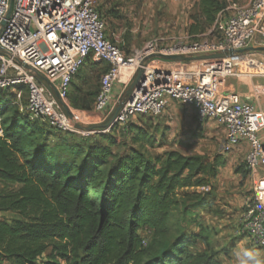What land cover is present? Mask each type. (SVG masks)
Instances as JSON below:
<instances>
[{"label":"trees","instance_id":"trees-1","mask_svg":"<svg viewBox=\"0 0 264 264\" xmlns=\"http://www.w3.org/2000/svg\"><path fill=\"white\" fill-rule=\"evenodd\" d=\"M195 2L191 37L211 28L224 9L223 0ZM105 35L114 40L106 22ZM46 126L0 90V211L18 215L0 220V264H35L44 254L42 264H223L207 225L194 221L196 230L186 233L176 222L172 229L174 212L183 220L193 206L214 199L207 198L226 166L223 153L148 156L142 146H152L154 134L132 121L124 133L88 136ZM115 133L132 144L123 154L113 150ZM197 241L202 250L191 249Z\"/></svg>","mask_w":264,"mask_h":264},{"label":"built area","instance_id":"built-area-1","mask_svg":"<svg viewBox=\"0 0 264 264\" xmlns=\"http://www.w3.org/2000/svg\"><path fill=\"white\" fill-rule=\"evenodd\" d=\"M8 8L9 0H0V90L12 94L20 111L30 120L79 136L109 133L113 128L124 133L134 117L158 116L169 101L190 108L197 123L213 121L223 129L222 153L247 145L243 163L255 180L242 201L235 233L244 234L250 246L264 249V145L258 134L262 114L249 102L232 101L217 87V81L227 76L264 78V59L255 57L264 51L246 50L264 47V0L220 11L212 25L216 38L196 35L173 45L150 39L129 54L106 37L95 0H13L5 18ZM219 52L227 56L197 60L192 70L160 63V55ZM88 60L107 65L94 99L95 122L66 101L73 78ZM242 61L257 71L236 70ZM139 71L144 78L139 88H133L123 103L113 102V87L127 89ZM188 74L191 82L184 79Z\"/></svg>","mask_w":264,"mask_h":264},{"label":"rangeland","instance_id":"rangeland-1","mask_svg":"<svg viewBox=\"0 0 264 264\" xmlns=\"http://www.w3.org/2000/svg\"><path fill=\"white\" fill-rule=\"evenodd\" d=\"M107 2L109 0H106ZM110 2L111 4L107 3V6L102 9L98 7L106 22V34L108 36L113 34L120 46L122 43L128 45V49L124 50L128 54L140 49L150 39H162L163 44L168 45L176 44L179 39L188 40L191 37L190 25L193 23L194 16H198L195 0H110ZM246 2L248 0H223L224 8ZM96 3H99V0ZM114 16L121 17L120 21ZM216 33L212 27H206L197 36L216 38L218 34ZM257 55L256 58L264 59V53H257ZM247 62H239L240 66H236V70L247 73L256 72L257 69L252 65L253 63L248 67ZM192 66L189 69L193 68ZM86 67L84 69L88 73V78L84 80V83L79 84L78 77H75L76 85L80 87L75 86V90L71 89L66 100L69 107L82 117H87V112L93 110L95 94L103 72L101 66ZM80 73L84 74V72ZM171 106H175L174 109H169ZM187 113H189L188 109L175 103V105L167 106L158 116H136L131 120L134 124L148 125L150 132L154 134V144L142 146L146 155L153 156L165 151L176 150L185 155L197 154L211 159L212 156L222 153L220 146L223 138L215 123L209 120L197 123L194 115ZM46 127L50 130V127ZM115 135L118 145L113 147V150L118 154H123L132 144L129 143L126 135L121 133H115ZM244 154L245 151L239 147L223 153L227 159L226 166L220 168L217 176L212 180L216 186L215 192L213 191L215 194L212 193L207 198L214 195V199L211 198L209 201L193 206L183 220H181L183 216L179 214V211L174 212L172 216L173 230L176 222H179L177 225L183 227L186 233L196 230L194 221L196 223L201 221L207 225L212 232L211 250L222 257L224 264H231L234 258L241 256L240 252L244 253V250L255 252L259 249L250 247L248 244L243 246L244 242L239 244L245 235L234 233L242 201L249 194L252 185L248 177L250 173L243 163ZM17 216L11 211H0V220ZM169 240H173V237ZM203 248L202 242L197 241L191 249L202 250ZM44 259L45 254L35 264H42Z\"/></svg>","mask_w":264,"mask_h":264},{"label":"crops","instance_id":"crops-1","mask_svg":"<svg viewBox=\"0 0 264 264\" xmlns=\"http://www.w3.org/2000/svg\"><path fill=\"white\" fill-rule=\"evenodd\" d=\"M122 1H124V0H122ZM107 3L111 4L110 0ZM107 3H106V0H99V3H96V4L98 5L97 7L102 9V8H104V6H107ZM107 9H109V8H107ZM88 62L91 63L90 61H87L85 63V65L82 67L83 71H80V72H84V74L79 72L80 74L75 76V77H78L77 82H79V84L84 83V80H86L88 78V73H87L86 69H84L86 66H87L86 68H91L90 64ZM160 63L164 66H167V65L177 66L178 65V67L181 66L185 70H192V68L191 69H189V68L191 67V65H193L192 67H194L195 64H197V60L196 61H182V62H180V61H176V60H170V59L162 58ZM184 79L187 82H191V80H192L190 74L186 75L184 77ZM263 85H264V78L261 76H245V75L227 76V77L221 78L217 81V87L221 93L229 96L232 101L249 102L255 111L260 112L262 114L263 120H262V124L259 128L258 134H259L260 142L264 145V93L262 91ZM72 86H73V88H72ZM75 86H77L78 88L80 87V85L79 86L76 85V80L74 79V80H72V84H71L70 88L72 90H75L74 89ZM123 91L119 85H115L112 89V101L117 102L118 105L120 103H123V101L126 97V95H125L126 89H124ZM170 105H175V102L169 101L167 106H170ZM174 107L175 106H173V107L171 106L169 109H174ZM182 108H184V107H182ZM185 109H188L189 113L193 114V111L190 108H185ZM189 113H187V114H189ZM86 116L89 119V121L95 122V120L98 117V114L93 109L92 111L87 112ZM215 126L220 129V133L222 134L221 136L223 138V129L216 124H215ZM239 148H241V150L246 152V149H247L246 143H242L239 146ZM258 168H259V172H261L263 170L262 165H259ZM248 177L250 178L251 184H252V182L255 180V175L249 174ZM236 226H237V220H236ZM236 226H234L235 232H236ZM219 227H221V226H219ZM242 242H244L243 246H247V244L249 245L248 238L246 236L241 238V242H239V244ZM245 242H247V243L245 244ZM240 254H241V256L234 258V260L232 261L231 264H256L257 260L260 261V264H264V249H257L255 252H250V251L244 250V253L242 254L240 252ZM251 255H252V257H251ZM255 257L257 259H255ZM218 258H219V260L223 261L221 256H218Z\"/></svg>","mask_w":264,"mask_h":264},{"label":"water","instance_id":"water-1","mask_svg":"<svg viewBox=\"0 0 264 264\" xmlns=\"http://www.w3.org/2000/svg\"><path fill=\"white\" fill-rule=\"evenodd\" d=\"M12 4H13V0H9V8L8 11L5 15V18H7L10 15L11 12V8H12ZM4 20L1 22V24H4ZM246 50H256V51H264V47L262 46H256V47H250ZM243 50H239L238 52L241 53ZM227 54L223 53V52H219V53H214V54H199V55H184V54H180V55H160L161 58L164 59H170V60H176V61H194V60H202V59H211V58H223L226 57ZM143 75L142 72L139 71L134 79L132 80V82L130 83V85L127 87L126 91H125V95L128 96V94L130 93V91L135 88L138 89L140 82L143 81Z\"/></svg>","mask_w":264,"mask_h":264},{"label":"clouds","instance_id":"clouds-1","mask_svg":"<svg viewBox=\"0 0 264 264\" xmlns=\"http://www.w3.org/2000/svg\"><path fill=\"white\" fill-rule=\"evenodd\" d=\"M256 264H260V261H259V260H257V261H256Z\"/></svg>","mask_w":264,"mask_h":264}]
</instances>
